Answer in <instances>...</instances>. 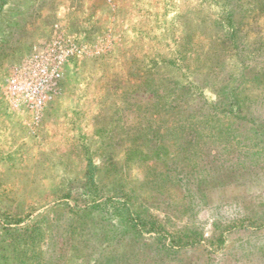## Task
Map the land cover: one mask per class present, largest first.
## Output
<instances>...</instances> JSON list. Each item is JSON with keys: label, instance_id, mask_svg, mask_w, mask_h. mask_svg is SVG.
<instances>
[{"label": "rangeland", "instance_id": "rangeland-1", "mask_svg": "<svg viewBox=\"0 0 264 264\" xmlns=\"http://www.w3.org/2000/svg\"><path fill=\"white\" fill-rule=\"evenodd\" d=\"M55 40L29 105L10 85ZM236 88L264 126V0H0V264H264V138L226 111Z\"/></svg>", "mask_w": 264, "mask_h": 264}, {"label": "built area", "instance_id": "built-area-1", "mask_svg": "<svg viewBox=\"0 0 264 264\" xmlns=\"http://www.w3.org/2000/svg\"><path fill=\"white\" fill-rule=\"evenodd\" d=\"M67 54L61 41L55 40L51 45L43 47L29 58L19 73V80H12L11 93L24 95L29 105L40 108L59 81L60 67Z\"/></svg>", "mask_w": 264, "mask_h": 264}, {"label": "trees", "instance_id": "trees-1", "mask_svg": "<svg viewBox=\"0 0 264 264\" xmlns=\"http://www.w3.org/2000/svg\"><path fill=\"white\" fill-rule=\"evenodd\" d=\"M230 24V23H229ZM232 24H230L229 26H231ZM232 27V26H231ZM239 92L236 89H233V91L231 93H229L228 97H226V111L232 112L233 114H235V116H237L238 119L245 121V122H249L250 125L255 126V130L254 133L257 132H261L259 137L262 136L264 138V126L256 124V121L253 118L248 117L247 115H243L241 113V108L243 107V102L245 101L243 98L241 99V97L239 96ZM260 130V131H259ZM87 180L91 183L93 182V166H92V162L88 161L87 162ZM137 218V223H139V225H141L143 228H145L144 226H148V228L146 229L147 232L150 233H154L158 236L159 231L161 229H159V226L157 225L156 222L150 223L148 225H145L146 223L144 222L145 219H141L139 218V216H136ZM264 219V212H262L254 221L253 223L256 224L258 222H261ZM144 220V221H143ZM132 226L133 225L132 223ZM194 234V232H190V231H185V232H181V234H179L178 237L175 236H171L172 239H169V243H171L172 245L169 248H179V249H185L188 247H192L195 244V239L190 240V238L192 237V235ZM195 236H199V234L196 232ZM158 243H164V239H156Z\"/></svg>", "mask_w": 264, "mask_h": 264}]
</instances>
